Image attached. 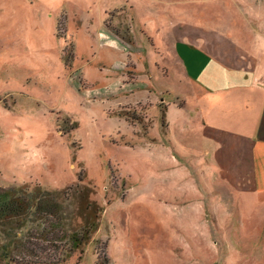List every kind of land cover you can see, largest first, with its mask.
<instances>
[{"label": "rangeland", "instance_id": "1", "mask_svg": "<svg viewBox=\"0 0 264 264\" xmlns=\"http://www.w3.org/2000/svg\"><path fill=\"white\" fill-rule=\"evenodd\" d=\"M209 35L255 59L252 88L181 79L176 44L230 62ZM247 98L256 126L264 0H0V189L49 204L0 225V264H264V145L248 166L235 135ZM86 200L98 230L78 247Z\"/></svg>", "mask_w": 264, "mask_h": 264}, {"label": "crops", "instance_id": "2", "mask_svg": "<svg viewBox=\"0 0 264 264\" xmlns=\"http://www.w3.org/2000/svg\"><path fill=\"white\" fill-rule=\"evenodd\" d=\"M207 36V35H205ZM209 40L211 46L210 49H216L214 46L218 45L213 44V41L218 40L220 43L219 50L221 51V58L224 60H230V62L222 61L221 63H213L195 46L191 45H175L174 46V55L175 59L178 62V65L181 69V79L185 82H193L195 87L193 90L198 93L205 92H220V91H230L234 89H248L252 88L255 83V67L256 61L251 57L245 48L236 46L226 37H212ZM209 39V38H207ZM182 47H186L188 50H192L194 53L185 54L182 50ZM228 49V50H224ZM206 51L208 48L204 49ZM225 52H224V51ZM230 51V53H228ZM226 53V55H225ZM181 82V80H179ZM261 82V80H260ZM261 85V83L259 84ZM247 107L245 110H242L240 106L236 105V117L239 119V124L243 126V133H235L236 136L242 137L244 142L247 144L242 145V148L248 150L250 145H256V141H259V145H264V118L263 121L257 123L256 126L251 122V119L254 118L255 113L258 111L261 104H255L253 99H246ZM261 141V142H260ZM252 150V149H251ZM217 152V151H216ZM248 155L242 158L244 164L248 166L256 165L257 157L252 156L251 151L248 150ZM261 158H264V151L261 154Z\"/></svg>", "mask_w": 264, "mask_h": 264}, {"label": "trees", "instance_id": "3", "mask_svg": "<svg viewBox=\"0 0 264 264\" xmlns=\"http://www.w3.org/2000/svg\"><path fill=\"white\" fill-rule=\"evenodd\" d=\"M25 195L19 196L16 191L0 189V225H12L15 222L17 224L25 223L31 214L43 211L49 205L45 202L46 193L40 190L27 194V198H25ZM86 201V206L82 212L86 217L85 222L87 223V226L83 229L84 234L81 236L83 238L79 237V234H74L70 238L78 247L84 245V242L88 241L89 236L98 230L96 226L98 225V210L94 206V202Z\"/></svg>", "mask_w": 264, "mask_h": 264}]
</instances>
